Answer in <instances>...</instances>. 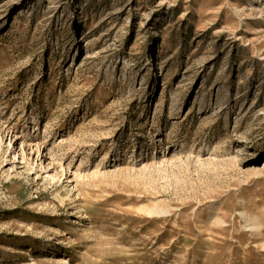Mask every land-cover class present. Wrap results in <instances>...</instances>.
I'll return each instance as SVG.
<instances>
[{
    "label": "rangeland",
    "instance_id": "rangeland-1",
    "mask_svg": "<svg viewBox=\"0 0 264 264\" xmlns=\"http://www.w3.org/2000/svg\"><path fill=\"white\" fill-rule=\"evenodd\" d=\"M0 264H264V0H0Z\"/></svg>",
    "mask_w": 264,
    "mask_h": 264
}]
</instances>
